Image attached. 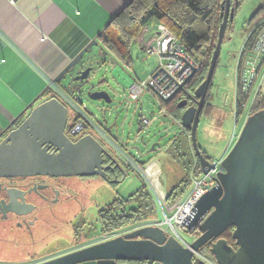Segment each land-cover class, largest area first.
I'll list each match as a JSON object with an SVG mask.
<instances>
[{"label":"water","instance_id":"obj_1","mask_svg":"<svg viewBox=\"0 0 264 264\" xmlns=\"http://www.w3.org/2000/svg\"><path fill=\"white\" fill-rule=\"evenodd\" d=\"M222 8L224 17L207 76L194 93H188L193 104L189 105L188 99L179 103L180 108L186 107L181 125L190 130L191 143L203 172H207L212 163L198 145V124L228 25L235 17L236 1L232 5V0H225ZM103 34L104 31L90 41L55 81H60L74 70L95 46L99 47L100 56H110L99 40ZM92 70L93 66L89 65L77 71L74 80L86 85ZM92 88L93 85L88 91L91 99L112 102L107 91H93ZM69 114L68 106L57 96L35 106L22 123L0 142V176L101 174L104 155L110 154L92 134L76 141L70 139L65 132ZM158 145L154 143L151 150H156ZM52 147L54 151H50ZM222 166L223 171L218 173L216 185L199 199L194 213L184 223L188 231L195 228L200 231L189 246L163 227L147 224L125 235L39 264H115L117 260H145L152 261V264H208L200 259L194 261V251H200L206 243L210 244L209 252L218 264H264V107L246 118ZM231 227L237 248L221 237Z\"/></svg>","mask_w":264,"mask_h":264},{"label":"rangeland","instance_id":"obj_2","mask_svg":"<svg viewBox=\"0 0 264 264\" xmlns=\"http://www.w3.org/2000/svg\"><path fill=\"white\" fill-rule=\"evenodd\" d=\"M260 4L261 0H244L236 9L234 20L229 23L226 31L212 85L209 88L207 104L200 117L197 131L198 145L210 161L226 157L237 141L246 118L252 113L255 105L260 104L264 99L263 96H259L251 106L252 98L250 97L246 101L244 112L240 116L237 115V96L235 97L237 58L233 55H237L243 47L252 29L249 21ZM149 24L152 26L154 24L159 28L163 26L157 19L151 20ZM96 49L95 46L92 51L87 52L79 63L85 66L92 65L93 70L89 83L86 85L79 83L76 93L80 102L86 106L88 113L98 123L107 125L110 134L115 138V144L140 162L139 167L141 168L131 167L127 179L113 189L107 190L103 186L95 188L94 185L84 189L88 195H92L83 207L87 212V218H91L98 206L102 207L114 198H127L143 185L151 189L157 202L159 197L164 204L168 203L177 208L187 198L193 183L190 181L189 184H185L180 196L169 200L171 190L175 185H180V179L183 178L182 174H176L175 170H171V164L174 163L168 162L170 159L166 154L170 141L182 129L181 125L173 119L176 118L173 117L176 109H173V104L162 100L153 91L145 92L138 101H133L128 97L134 74H141L143 67L150 64V67H156L158 59L145 52L142 54V51L136 47L132 53L134 70L133 68L128 70L110 56L103 58ZM101 57L102 60H100ZM91 85H93V91H107L112 102L91 99L88 96ZM57 95L65 102L63 91ZM178 98L182 99V93ZM162 107L168 111L162 112ZM144 117L151 122L145 127L141 121ZM102 143L113 147L104 140ZM154 143H159V145L156 150H151ZM114 150L118 152L115 148ZM193 152L195 154L194 149ZM117 154L120 156L119 153ZM120 157L124 160L122 156ZM76 210L80 209L77 207ZM154 217L159 221L163 220L161 212ZM174 228L186 242L191 243L194 240L192 233L181 225L174 223ZM98 237H101V234H88L79 240L78 244L59 242L55 249L47 251L46 254L53 255L64 249L88 243Z\"/></svg>","mask_w":264,"mask_h":264},{"label":"crops","instance_id":"obj_3","mask_svg":"<svg viewBox=\"0 0 264 264\" xmlns=\"http://www.w3.org/2000/svg\"><path fill=\"white\" fill-rule=\"evenodd\" d=\"M131 1L0 0V142L35 106L61 91L67 95L78 89L80 82L74 78L85 65L78 64L58 82L55 78ZM149 23L132 44L131 56L136 47L143 54L142 40L163 27ZM150 65L134 74L133 83L153 72ZM181 128L176 135L183 133ZM166 154L171 164L172 155L168 150ZM160 212L148 224L163 221L154 217Z\"/></svg>","mask_w":264,"mask_h":264},{"label":"trees","instance_id":"obj_4","mask_svg":"<svg viewBox=\"0 0 264 264\" xmlns=\"http://www.w3.org/2000/svg\"><path fill=\"white\" fill-rule=\"evenodd\" d=\"M235 1L237 9L244 0ZM233 2L234 0H232V5ZM224 3L225 0H132L113 18L99 40L108 50L109 55L129 70L133 64L132 44L151 20L157 19L163 24V27L174 33L187 54L200 66L186 84L166 101L173 104V109H176L173 116L176 118L173 119L181 125V114L184 108H180L179 103L183 99H188L191 103L188 93H194L207 76L224 17L222 8ZM262 16H264V0H261L259 8L249 21L252 29H250L245 40V49L250 48L255 40L257 31L252 30ZM181 93L182 99L178 98ZM66 94L73 97L77 93L73 91ZM246 101L247 96L237 95V115L240 116L244 112ZM206 104L207 98L204 107ZM263 107L264 99L260 104L255 105L252 113ZM162 109L168 111L164 107ZM77 121V116L69 114V127H72ZM168 151L172 155L173 170L176 171V174H180L182 171L183 176L180 179V185H175L171 190L169 200H173L180 196L185 184H189L190 181L193 183V178L202 175V169L191 146L190 130L183 128L182 134L174 136ZM204 155L206 156V154ZM154 214L155 204L152 191L147 185H143L129 197L116 198L102 209L100 216L101 234L148 224ZM232 232L233 228L231 227L224 234V237L230 242L234 241ZM129 264L150 263L138 261Z\"/></svg>","mask_w":264,"mask_h":264},{"label":"flooded vegetation","instance_id":"obj_5","mask_svg":"<svg viewBox=\"0 0 264 264\" xmlns=\"http://www.w3.org/2000/svg\"><path fill=\"white\" fill-rule=\"evenodd\" d=\"M191 104H193L192 100L189 105ZM68 128L69 119L65 132L73 141L89 134L82 132L78 137L71 136L67 133ZM96 138L110 154L104 155V168L100 170L101 174L0 176V264H39L125 235L139 227L101 234V211L116 198L102 207L98 206L91 218H87V212L83 207L92 195H88L84 189L93 185L95 188L103 186L107 190L113 189L127 179L132 167L118 156L113 147L105 146L100 138ZM50 151H54V148L52 147ZM77 207L79 211L76 210ZM96 233L101 234V237L53 255L46 254L47 251L55 249L59 242L77 243L88 234ZM225 233L226 231L221 237H224ZM229 243L237 248L235 240ZM209 249L210 244L206 243L200 251L210 254ZM211 257L215 259L212 255ZM197 260L194 256V261L197 262ZM138 261L153 263L145 260H117L115 264Z\"/></svg>","mask_w":264,"mask_h":264},{"label":"built area","instance_id":"obj_6","mask_svg":"<svg viewBox=\"0 0 264 264\" xmlns=\"http://www.w3.org/2000/svg\"><path fill=\"white\" fill-rule=\"evenodd\" d=\"M252 31H257L255 40L250 48L243 47L237 53L236 64V83L235 97L239 94L247 96V101L252 98V104L259 96L264 97V16H262ZM245 43V42H244ZM143 51L158 59V64L148 76L143 79H138L130 86L128 94L129 99L138 101L141 96L147 91H153L162 100L172 98L187 82V80L199 69V64L195 62L186 52L184 46L179 39L168 28L161 27L158 33L142 40ZM65 104L71 114L78 117V121L69 127L67 133L71 136L78 137L80 133L87 132L94 135L113 146L124 158V161L132 167H139L138 161L130 157L126 150L121 149L115 144V138L110 134L106 126L98 123L95 118L88 113L86 106L82 104L78 94L73 97L64 96ZM237 102V100H236ZM70 106V107H69ZM250 106V107H251ZM162 112H166L161 109ZM248 116V115H247ZM143 126L149 125L151 122L141 118ZM211 161L212 166L207 172H203L200 177L193 178V187L187 198L177 208L167 204L158 197H155L154 204L155 212L161 211L164 215L163 221L156 224L166 229L170 234H175L179 240L189 246L180 234L174 228V223L181 225L184 228V223L193 213L196 203L199 199L217 183V175L223 171L222 161ZM159 205V206H158ZM196 239L200 231L198 228L190 231ZM194 256L197 259L203 260L208 264H218L210 254L202 251H194Z\"/></svg>","mask_w":264,"mask_h":264}]
</instances>
